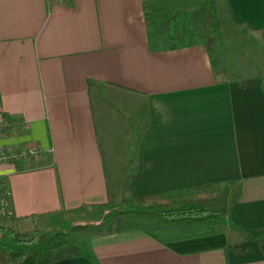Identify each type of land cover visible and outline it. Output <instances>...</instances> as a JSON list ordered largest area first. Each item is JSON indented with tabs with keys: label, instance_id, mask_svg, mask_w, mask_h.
Returning <instances> with one entry per match:
<instances>
[{
	"label": "crops",
	"instance_id": "crops-1",
	"mask_svg": "<svg viewBox=\"0 0 264 264\" xmlns=\"http://www.w3.org/2000/svg\"><path fill=\"white\" fill-rule=\"evenodd\" d=\"M144 1L0 0V122L14 123L0 151H38L0 163L10 226L40 229L108 202L109 189L118 202L227 181L216 184L222 233L99 235V264H264V0H217L222 83L200 46L151 51Z\"/></svg>",
	"mask_w": 264,
	"mask_h": 264
},
{
	"label": "trees",
	"instance_id": "trees-1",
	"mask_svg": "<svg viewBox=\"0 0 264 264\" xmlns=\"http://www.w3.org/2000/svg\"><path fill=\"white\" fill-rule=\"evenodd\" d=\"M145 27L151 51L200 46L207 52L218 83L226 82L228 66L217 0H145ZM14 123L0 122V133L11 134ZM203 183L150 194H134L69 209L71 214L99 215L98 222L68 224L56 230L19 231L0 225V264H54L83 256L99 264L93 238L140 231L170 244L220 234L224 219L217 208L216 184Z\"/></svg>",
	"mask_w": 264,
	"mask_h": 264
},
{
	"label": "built area",
	"instance_id": "built-area-1",
	"mask_svg": "<svg viewBox=\"0 0 264 264\" xmlns=\"http://www.w3.org/2000/svg\"><path fill=\"white\" fill-rule=\"evenodd\" d=\"M36 149H26L21 151H0V163L12 160L23 159L27 156L35 155ZM15 218V209L13 205V195L7 181L0 176V225H11Z\"/></svg>",
	"mask_w": 264,
	"mask_h": 264
},
{
	"label": "rangeland",
	"instance_id": "rangeland-1",
	"mask_svg": "<svg viewBox=\"0 0 264 264\" xmlns=\"http://www.w3.org/2000/svg\"><path fill=\"white\" fill-rule=\"evenodd\" d=\"M254 44V43H253ZM252 43H248V45H252V47H255ZM257 49V48H256ZM250 57H253V54H251ZM131 198V197H130ZM129 199V198H125ZM99 215H92L90 213H86L83 215H77V214H71V213H62L61 215H57L54 217H49L48 220H44V225L40 227V230H56L63 228L64 226L70 224H78V223H84V222H98L99 221ZM33 230V229H32ZM31 230V231H32Z\"/></svg>",
	"mask_w": 264,
	"mask_h": 264
}]
</instances>
